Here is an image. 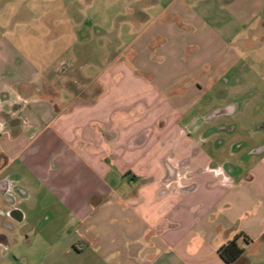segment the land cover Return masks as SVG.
<instances>
[{
    "label": "crops",
    "instance_id": "obj_1",
    "mask_svg": "<svg viewBox=\"0 0 264 264\" xmlns=\"http://www.w3.org/2000/svg\"><path fill=\"white\" fill-rule=\"evenodd\" d=\"M125 8L92 79L77 61L38 66L0 23V264L29 263L15 249L37 244L30 264H226L218 250L240 233L252 242L237 264H264V119L242 127L254 139L233 162L237 128L220 120L243 97L216 106L250 72L232 44L264 0ZM256 28L245 57L264 51Z\"/></svg>",
    "mask_w": 264,
    "mask_h": 264
},
{
    "label": "rangeland",
    "instance_id": "obj_2",
    "mask_svg": "<svg viewBox=\"0 0 264 264\" xmlns=\"http://www.w3.org/2000/svg\"><path fill=\"white\" fill-rule=\"evenodd\" d=\"M133 1L135 0H2L0 23L5 25L9 36L12 32H17L15 36L17 46L23 50L25 57L38 66L59 68L62 63L68 66L77 61L88 64V67L83 69L84 74L87 79H92L107 63L109 43L119 48L115 46V38L112 39V35L118 31L126 33L124 28L126 20L129 19V12L125 7ZM85 3H88L89 7H86ZM7 8L10 12L6 16ZM79 11H82L85 17L91 18V23L77 21L76 13ZM257 16L247 23L241 32L242 37L234 40L232 44L238 49L242 64H247L246 60H251L250 72L239 77L234 85L219 93L216 105L222 107L227 102L224 98L232 100L239 96L243 97V112L235 117H223L220 120L237 128L236 132L228 135L227 147L222 150V157L230 158L233 162L240 159L241 152L233 154L231 146L234 144L240 146V142L254 139L244 133L242 127L248 126V122L264 119V82L260 81L264 78V51L257 53L256 50L250 49L254 52L248 53L245 57L244 47L240 48L237 44L241 42L250 48L260 44L256 27L264 23V9L258 12ZM128 40L126 38L124 42H129ZM81 46L88 48L85 50L87 53L79 55V51L84 50L80 49ZM81 63H76L77 67H80ZM44 247L37 244L34 249L24 252V249L16 248L15 252L20 256L29 254L24 257H27L29 260L27 264H30L35 257L43 258Z\"/></svg>",
    "mask_w": 264,
    "mask_h": 264
},
{
    "label": "trees",
    "instance_id": "obj_3",
    "mask_svg": "<svg viewBox=\"0 0 264 264\" xmlns=\"http://www.w3.org/2000/svg\"><path fill=\"white\" fill-rule=\"evenodd\" d=\"M251 242L252 240L247 235L240 233L233 240L220 247L218 254L226 264H237L243 257L246 246Z\"/></svg>",
    "mask_w": 264,
    "mask_h": 264
}]
</instances>
